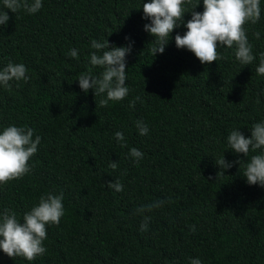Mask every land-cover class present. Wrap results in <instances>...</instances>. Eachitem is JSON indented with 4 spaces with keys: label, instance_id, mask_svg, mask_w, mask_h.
<instances>
[{
    "label": "trees",
    "instance_id": "16d2710c",
    "mask_svg": "<svg viewBox=\"0 0 264 264\" xmlns=\"http://www.w3.org/2000/svg\"><path fill=\"white\" fill-rule=\"evenodd\" d=\"M143 2L42 0L43 7L28 14L12 13L0 0L10 17L0 25V69L23 63L30 77L11 81L10 89L0 86V131L27 126L33 138L41 137L31 171L0 185V212L12 209L22 220L49 192L63 193L65 209L59 225H46L45 255L27 261L0 250V264H189L197 257L202 264H264V187L246 182L243 164L220 170L215 163L257 154L235 153L227 137L234 129L250 136L252 125L264 121V76L255 71L264 52V0L259 22L244 25L256 57L245 66L234 49L218 48L225 59L202 64L177 48L183 26L153 57ZM203 10L200 0L195 11ZM190 18L185 13V22ZM93 39L115 46L134 41L126 57L129 94L107 107L77 79L103 71L90 64ZM73 48L78 59L68 54ZM136 96L142 102L130 108ZM137 120L148 134H139ZM117 131L124 142L115 139ZM133 147L144 154L138 163L129 156ZM113 160L116 170L109 167ZM117 179L121 192L106 186ZM159 200L171 203L135 212ZM144 216L151 220L141 232Z\"/></svg>",
    "mask_w": 264,
    "mask_h": 264
},
{
    "label": "clouds",
    "instance_id": "9594fccd",
    "mask_svg": "<svg viewBox=\"0 0 264 264\" xmlns=\"http://www.w3.org/2000/svg\"><path fill=\"white\" fill-rule=\"evenodd\" d=\"M200 3L193 4L192 0H148L143 2V18L150 23L144 24V30L154 37V43L149 49L153 57L163 53L175 28L185 27L187 31L175 35L177 48H186L194 53L202 64L225 59L218 48L234 49V55L241 65H250L256 59L252 52V45L247 38L245 24L259 22L261 18L260 0H203L204 10L195 11ZM190 6V7H189ZM43 7L42 0H3V8L17 13L23 9L28 14H35ZM190 12L191 18L185 22V13ZM10 17L7 11H0V25H6ZM256 39L260 38L258 31L253 33ZM130 40L129 37H125ZM91 48L96 51L90 54V64L103 69L99 75L91 71L81 73L78 82L80 89L87 93L94 90V96H101V107H107L109 102L124 100L129 94L127 80V60L134 41L125 46L110 45L108 39L103 42L93 39ZM73 58H79L78 50L73 48L68 53ZM257 75L264 76V52L259 54V64L256 67ZM28 69L23 63L9 61L0 69V86L10 89L11 81L27 82L30 77ZM141 97L136 96L129 101V107L134 108ZM142 102V101H141ZM140 135L149 132L148 126L142 121L135 122ZM34 129L27 126L8 125L0 131V185L12 180H19L31 171L30 159L37 153L41 137L35 135ZM251 135L245 136L238 129H234L227 137L229 148L235 153H242L249 157V153H257L250 159L228 161L223 157L215 163L220 170L230 169L234 164H243V176L249 185L264 187V121L254 123L250 129ZM115 139L124 142V134L115 132ZM125 147L126 143H121ZM259 150V151H257ZM143 153L137 148L130 149L129 156L138 163ZM109 167L113 170L118 164L113 160ZM218 175V173H217ZM106 186L117 192L123 191L122 183L117 179L106 182ZM63 193H47L41 195L37 204L25 211L22 220L16 212L5 208L0 212V250L8 257H23L27 261H34L38 256L47 252L44 241L47 239L46 225H59L65 213ZM170 200H159L135 209L137 214L143 215L154 208L162 207ZM150 216H144L140 231L148 230ZM22 221V222H21ZM195 231V226H190ZM189 264H202L200 258H189Z\"/></svg>",
    "mask_w": 264,
    "mask_h": 264
}]
</instances>
